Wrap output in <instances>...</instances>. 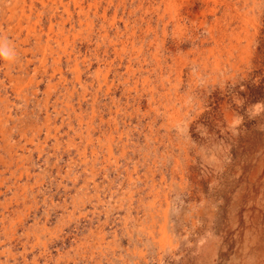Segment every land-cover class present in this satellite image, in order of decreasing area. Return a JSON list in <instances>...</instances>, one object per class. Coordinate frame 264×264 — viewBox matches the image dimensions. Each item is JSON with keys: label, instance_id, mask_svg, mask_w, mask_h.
<instances>
[{"label": "rangeland", "instance_id": "obj_1", "mask_svg": "<svg viewBox=\"0 0 264 264\" xmlns=\"http://www.w3.org/2000/svg\"><path fill=\"white\" fill-rule=\"evenodd\" d=\"M43 1L48 8L22 1L31 17L5 38L0 30L15 52L0 58V264H264V72L240 58L212 72L216 44H188L206 35L200 17L182 33L170 26L164 49L162 30L144 37L164 71L150 63L126 84L112 49L106 57L97 40L87 46L86 24L60 29L75 1L54 0L53 28ZM109 1L100 25L124 29L121 17L139 3ZM16 35L30 37L29 52L11 45ZM74 46L77 65L67 62Z\"/></svg>", "mask_w": 264, "mask_h": 264}, {"label": "bare ground", "instance_id": "obj_2", "mask_svg": "<svg viewBox=\"0 0 264 264\" xmlns=\"http://www.w3.org/2000/svg\"><path fill=\"white\" fill-rule=\"evenodd\" d=\"M22 1H24V3L26 2V0H11V3L6 5V3L3 0L0 1V16H1V18H0V30H1V32H3L4 38L7 37L9 33H12L14 30L19 31L18 30L19 27L16 28L14 26L15 25L16 26L17 25L20 26L21 24H23V22H25V21H23L24 19H29L31 17V14H32L31 10L20 11V9L22 8V5H21ZM36 1L41 3L43 8H48V6H49V4L46 1H43V0H36ZM56 1L57 2H61V3L63 2V0H56ZM74 1H75L74 5H76L75 6L76 7L75 10L72 11L71 8L70 9H66V11L68 13V17H67L66 21H63L62 23H58L57 22L58 13L56 11L58 8L55 7L56 2L54 0H50V10H51L50 11V24H51V27L52 28L55 27V23H58L59 26H60V29L62 31L75 32L78 28H81L84 24H86L89 27V32H90L89 36L86 37L87 46L90 47L91 44L95 40H97L96 43L98 44V49L101 48L102 46H105L106 57L108 56L110 50L112 49L114 54H115V56H116V60L117 61L119 60V67L121 69L125 68V74L124 75H126V84H128L129 82L135 80L140 75V73H143V70L146 68V66L149 67L150 63H153L152 64V68H151V73L152 72H157L158 69H159L160 73H162L164 71L163 70V66H162V62L164 60L163 59L164 57L162 58V55H163L162 52L161 51L159 52V49H157V51L155 53H153V56H152L153 60H151L149 58L150 56L148 54V51H149L150 47H149V49L146 47V46H150V44L149 45L147 44L146 39L144 37L149 36L148 34H155V37H157L156 36L157 32L160 29V30H162V32H161L162 35H163V38H162L163 40L162 41H163V45H164V44H166L165 43V41H166L165 39H166V35H167L168 29L170 28V26H174L177 32H181L182 33V31L185 30L186 27H187V22H190V24H193L200 17L203 18V21H202V23L200 25L201 26L200 29L207 28L206 29L207 32H206L205 37L204 38H199V37H197L198 33H194L193 35H191L192 37L189 39V41L188 40L187 41H188V44L190 46H193V47L197 48V50L203 48L206 45V43H210L211 42L212 44H216V47H214L213 49L211 48V50L209 49L210 50L209 59L214 58V64L212 66V72L213 71H218L217 73H219V71L221 72V70H223L225 68V66H227L229 63H231V60L235 59V58H240V60L242 62H244L243 64L246 63V65L248 64V66H250V64L253 62V64L250 67L255 68V71L256 70L257 71H261L262 70L264 72V11H263V8L261 6V0H252V4H250V2H249L251 0H159L160 3L156 2L157 4L155 3V0H130V1L133 2V4L134 3L136 4V2H138L139 5L136 4L138 6H137V8L135 10H129L128 12H126L127 13L126 16L121 17L120 20L122 22V25H123L124 29H120L121 27L117 26L118 23H114L113 24L114 25L113 28L112 27L111 28L106 27L103 24L100 25V23H99V22L102 23V20H105L108 12L110 11L111 4H112L113 1H109V5L107 4L105 6H103L104 0L101 3L96 2L95 0H74ZM121 1H124V3H125L126 0H121ZM147 1L150 2V5L145 7V4L147 3ZM19 3H20V5H19ZM124 3H123V5H124V8H125L127 5L124 4ZM28 6L31 8V4H29ZM64 6H65V4H64ZM137 10L139 12L141 10H144L145 11L144 13L147 15V19H145L144 13H141V12H140L141 15H139V18L138 17L136 18ZM221 12H224V13L222 14V16H219V14ZM18 13H19V15H18ZM38 16H41V15H38ZM228 16L231 17V21L233 23L237 22L236 26L238 27V29H237L238 31H236V29H233V31H232L233 34L229 32V30L231 28H233V26H234L233 23L230 21L227 24V22H226ZM211 19H214V20L212 22H209V21H211ZM4 25H6L5 29L3 28ZM110 25H111V23H110ZM190 27H192V26H190ZM8 29H9V32L7 31ZM16 31L14 33H16ZM52 32H54V31H52ZM40 34H38V35H40ZM34 36H36L34 39H38L36 33L34 34ZM122 38H125V39L121 40ZM228 38H231V39L229 40V43L225 47L224 43H225V40L228 39ZM68 39H70V38H68ZM0 40H3V39H0ZM15 40H17V46H18V48H20V50L23 53L29 52V50L26 48V45L29 44V41H31L30 37H26L25 39H21L20 37H18V39L15 38V39H13L11 41V43H12L11 45L12 46H15ZM154 40H156V39H154ZM182 40H184V39H182ZM162 41H160V42H162ZM37 44H39V43H37ZM180 44L181 43L179 42L178 43V47H180ZM163 45H161L162 46L161 48L164 49L165 45L164 46ZM174 46H176L175 43H174ZM170 47H172V46H170ZM219 49H221V50L222 49L223 50L226 49V51L225 50L224 51H221V50L218 51ZM168 50H171V49H167V51ZM190 52L193 54V52H195V51L191 48ZM199 52H201V51H199ZM199 52H197V53H199ZM236 52L238 53V55L236 54ZM66 53H67V60H68L67 62L69 64L75 62V64L77 65L76 61L79 58L78 55L81 54V48H78L77 46H74L73 48H71L69 50V52L67 51ZM185 53H187V52H185ZM239 53H240V55H239ZM199 55H202V54H199ZM203 55H205V54H203ZM225 55H227V58L222 61L220 59V57L223 58ZM125 56H127V57H125ZM191 56H193V55H191ZM169 57H170V55H169ZM126 58H127V60H126ZM191 60H193V59H191ZM104 61L107 62L108 60L104 59ZM184 61L182 59H179L177 64L179 66H182V65H184ZM170 64H172V62ZM204 64L206 66L207 62L204 63ZM231 66L236 67V66H240V65H238V64L233 62V64H231ZM39 67H41V66H39ZM237 69L238 68H234V70H237ZM77 71H79V70H77ZM180 71H181V69H180ZM241 72H243V71H241ZM217 73H215V74H217ZM6 74H8V73H6ZM179 74H178V76H179ZM262 74L264 75V73H262ZM248 75H249V73L246 75V77ZM263 75H261L260 82L264 81V76ZM232 76H234V75H232ZM150 79H151L150 76H148L143 81L148 84L150 82ZM213 79H214V81L216 80V78H213ZM77 80L80 81V76L78 77ZM106 80H107V78H106ZM186 81H188V80H186ZM204 82H206V81H204ZM179 84H181V83H179ZM254 85H256V84H254ZM183 86H185V85L183 84ZM203 88H204V86H203ZM162 89H164V88L162 87ZM228 91H230V90H228ZM232 91H233V89H232ZM174 97L178 98V94L176 92L174 93V95H171L170 98L173 99ZM211 101H213V99ZM242 102L243 101H241V103ZM194 103H195V101H194ZM179 104H181V103H179ZM259 104L257 105V107L259 106ZM211 105H212V103H211ZM159 106H161V104ZM220 107H221V105H220ZM101 111H103V110H101ZM205 113H207V112H205ZM111 115H112V113H111ZM92 116H94V115H92ZM174 116L176 118L179 117V112H177V110L174 113ZM231 119H232V117H231ZM148 124L150 125V122ZM147 127H148V125H147ZM192 127H193V125H192ZM166 129H167V127H166ZM158 131H160V130H158ZM170 141H171V139H170ZM131 153H133V152H131ZM229 158H231V156ZM212 173H214V172H212ZM180 177H182V176H180ZM131 209H132V207H131ZM127 219H129V218H127ZM126 222H127V220H126ZM126 232H128V231H126ZM167 238H168L167 227H166V225H163V227L161 229V240H160L162 246L165 245V242H166ZM142 241H144V240H142Z\"/></svg>", "mask_w": 264, "mask_h": 264}, {"label": "clouds", "instance_id": "obj_3", "mask_svg": "<svg viewBox=\"0 0 264 264\" xmlns=\"http://www.w3.org/2000/svg\"><path fill=\"white\" fill-rule=\"evenodd\" d=\"M0 58L6 61H13L15 59V52L9 44L3 40H0Z\"/></svg>", "mask_w": 264, "mask_h": 264}]
</instances>
